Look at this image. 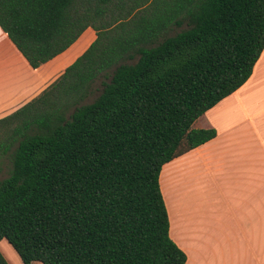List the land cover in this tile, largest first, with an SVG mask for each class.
Masks as SVG:
<instances>
[{
  "label": "trees",
  "instance_id": "16d2710c",
  "mask_svg": "<svg viewBox=\"0 0 264 264\" xmlns=\"http://www.w3.org/2000/svg\"><path fill=\"white\" fill-rule=\"evenodd\" d=\"M0 28L33 69L95 32L0 119V241L23 264H185L160 172L216 136L193 124L251 76L264 0H0Z\"/></svg>",
  "mask_w": 264,
  "mask_h": 264
},
{
  "label": "crops",
  "instance_id": "0c3cea01",
  "mask_svg": "<svg viewBox=\"0 0 264 264\" xmlns=\"http://www.w3.org/2000/svg\"><path fill=\"white\" fill-rule=\"evenodd\" d=\"M76 41L33 69L0 28V119L38 96L88 47L66 57ZM193 126L216 136L161 169L170 238L185 264H264V49L249 79ZM215 243L218 256L210 251Z\"/></svg>",
  "mask_w": 264,
  "mask_h": 264
},
{
  "label": "rangeland",
  "instance_id": "374dc122",
  "mask_svg": "<svg viewBox=\"0 0 264 264\" xmlns=\"http://www.w3.org/2000/svg\"><path fill=\"white\" fill-rule=\"evenodd\" d=\"M89 31L90 32H86L85 35L82 38H80V40H78V42L76 41L77 43L75 44V46L72 49H70L68 51V53L66 54V57H68L70 54H72V55L74 53L77 54V52H79V50H81L84 46H86V44H88L87 46L89 47V45L92 43V41L89 42L88 39L90 37L91 32L94 33V31L92 29H89ZM59 60H60V58H59ZM59 60H57V61H59ZM64 60H62V61H64ZM57 61L55 63H57ZM96 95H97V93L95 94V96ZM9 170H10V162H9V160H7L6 158L2 159L1 162H0V181L8 176ZM210 251H211L212 254L214 252V256H218V252L219 251L217 250L216 243L213 245V247L211 248ZM0 252H1V254L3 255V257L6 259V261L9 264H23L22 261H21V259L17 255V253L13 250V248L8 244V242L5 239H3V240L0 241ZM192 257L193 256H191L190 258L192 259ZM32 264H40V263L34 262Z\"/></svg>",
  "mask_w": 264,
  "mask_h": 264
},
{
  "label": "bare ground",
  "instance_id": "6f19581e",
  "mask_svg": "<svg viewBox=\"0 0 264 264\" xmlns=\"http://www.w3.org/2000/svg\"><path fill=\"white\" fill-rule=\"evenodd\" d=\"M9 253V252H8ZM5 254V253H4ZM12 262V261H11Z\"/></svg>",
  "mask_w": 264,
  "mask_h": 264
}]
</instances>
